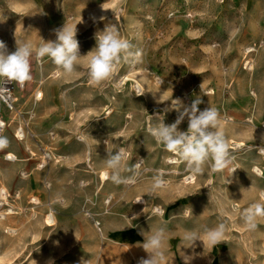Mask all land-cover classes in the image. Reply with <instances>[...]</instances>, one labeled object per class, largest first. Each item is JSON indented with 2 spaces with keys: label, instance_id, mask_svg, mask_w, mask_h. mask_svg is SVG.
Masks as SVG:
<instances>
[{
  "label": "rangeland",
  "instance_id": "obj_1",
  "mask_svg": "<svg viewBox=\"0 0 264 264\" xmlns=\"http://www.w3.org/2000/svg\"><path fill=\"white\" fill-rule=\"evenodd\" d=\"M65 24L77 25L81 56L111 25L133 56L93 84L89 57L66 74L33 53L32 79L17 91L19 114L4 113L11 126L0 191L21 199L17 213L0 220V264H138L147 258L145 236L160 227L167 231L160 264H264V218L255 230L242 219L264 203V0H0V41L9 52L16 41L55 40L53 30ZM194 99L219 113L233 158L223 172L209 162L193 175L148 132L158 114L166 125L176 121V100ZM27 123V139L17 142ZM187 128L185 118L179 129ZM121 149L127 166L142 161L134 185L105 176L108 152ZM6 153L18 162L7 163ZM159 173L167 186L149 194ZM221 223L224 242L211 247L204 230ZM188 232L204 244L184 240Z\"/></svg>",
  "mask_w": 264,
  "mask_h": 264
},
{
  "label": "clouds",
  "instance_id": "obj_2",
  "mask_svg": "<svg viewBox=\"0 0 264 264\" xmlns=\"http://www.w3.org/2000/svg\"><path fill=\"white\" fill-rule=\"evenodd\" d=\"M77 26V25H76ZM69 27L66 24L54 29L55 40H48L35 47L31 42H17L14 52H9L5 43L0 41V82L3 85L7 82H16L23 85L32 79L31 58L35 52L37 59L47 57L64 73L71 74L75 71L78 61L82 57L88 59V75L90 82L100 84L108 80L122 59L133 56L130 51L131 43L120 36L117 26H107L105 30L96 36V46L85 56H81L79 42L76 39L77 27ZM139 53L135 57L139 58ZM200 99H194L190 106H184L179 100L172 104V108L178 111V117L171 125L164 123V116L157 115L155 126L149 127L148 132L154 140L163 148L185 163L188 170L193 175L203 174L205 165L211 162L213 172H223L232 164L229 145L225 135L219 131V113L213 107L204 110L199 109ZM183 109L182 111L180 109ZM167 111V110H166ZM153 118V117H152ZM187 118V131H181L179 125ZM107 143V142H106ZM7 145V140L0 138V148ZM126 153L121 149L115 154L108 152L105 164L109 170L105 176L114 184L125 186L134 185L139 176V169L142 161L131 165L125 164ZM175 163V160L171 161ZM134 171L133 175L124 176L123 171ZM233 172L236 169H232ZM163 173L153 177V183L149 189V194L158 189L165 188L167 181L163 178ZM142 197H138L135 202H140ZM264 218V203H254L248 207L242 215V219L248 230L257 228V219ZM226 226L221 223L212 229H205L204 236L209 246L224 242ZM145 236V234H144ZM184 240L194 245L196 241H202L199 234L188 232ZM204 244V241H202ZM167 243L166 228L160 227L155 231H150L145 236L143 249L147 253V258H142L138 264H160L164 257V250ZM48 264H52L51 261ZM188 264V260H185Z\"/></svg>",
  "mask_w": 264,
  "mask_h": 264
},
{
  "label": "built area",
  "instance_id": "obj_3",
  "mask_svg": "<svg viewBox=\"0 0 264 264\" xmlns=\"http://www.w3.org/2000/svg\"><path fill=\"white\" fill-rule=\"evenodd\" d=\"M24 85H17L15 82H7L3 85L0 82V138H3L8 128L11 126V121L7 119L4 113H9L10 115L19 114L17 99V91L23 90ZM31 119V118H30ZM29 123L24 126H20L15 134V139L17 142H24L27 139V129ZM27 152L31 153V150L27 148ZM0 148V156H1ZM4 160L9 163H16L18 159L15 155L11 153H6L3 156ZM43 168V167H41ZM23 178H27L28 174L26 172L21 173ZM21 199L20 193H10L6 190L0 191V220H4L9 216L17 213L18 206L17 202ZM36 205L35 201H31ZM51 223H53L52 215L49 216Z\"/></svg>",
  "mask_w": 264,
  "mask_h": 264
},
{
  "label": "bare ground",
  "instance_id": "obj_4",
  "mask_svg": "<svg viewBox=\"0 0 264 264\" xmlns=\"http://www.w3.org/2000/svg\"><path fill=\"white\" fill-rule=\"evenodd\" d=\"M4 137V136H3ZM53 137H54V135H53ZM264 153V152H263ZM176 163V162H175ZM259 171V170H258ZM36 201V200H35ZM141 201H143L142 199H141ZM37 202V201H36Z\"/></svg>",
  "mask_w": 264,
  "mask_h": 264
},
{
  "label": "crops",
  "instance_id": "obj_5",
  "mask_svg": "<svg viewBox=\"0 0 264 264\" xmlns=\"http://www.w3.org/2000/svg\"><path fill=\"white\" fill-rule=\"evenodd\" d=\"M4 138V137H3ZM7 163H9V162H7Z\"/></svg>",
  "mask_w": 264,
  "mask_h": 264
}]
</instances>
